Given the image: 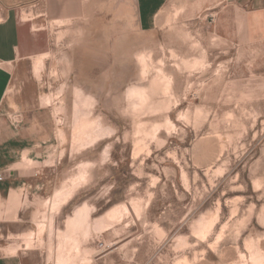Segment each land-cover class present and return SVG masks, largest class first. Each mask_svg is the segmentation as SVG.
I'll use <instances>...</instances> for the list:
<instances>
[{"label": "rangeland", "instance_id": "obj_1", "mask_svg": "<svg viewBox=\"0 0 264 264\" xmlns=\"http://www.w3.org/2000/svg\"><path fill=\"white\" fill-rule=\"evenodd\" d=\"M233 2L170 0L151 32L134 0L9 3L46 49L0 116L7 253L264 264V38Z\"/></svg>", "mask_w": 264, "mask_h": 264}, {"label": "crops", "instance_id": "obj_2", "mask_svg": "<svg viewBox=\"0 0 264 264\" xmlns=\"http://www.w3.org/2000/svg\"><path fill=\"white\" fill-rule=\"evenodd\" d=\"M13 1L17 0H0V116L3 115L4 97L13 77L26 73L27 63L43 56L46 49L45 39L36 22L23 19L19 7L9 4ZM169 1L134 0L135 21L140 32H151L157 27V17ZM232 6L238 13L251 19L247 28L249 32L260 30L259 36L264 38V0H235ZM22 132L23 137H26L24 129ZM8 135V139H11L10 127ZM13 135L14 139L17 138L16 130H13ZM6 249L0 246V264H36L37 255L22 252L9 254Z\"/></svg>", "mask_w": 264, "mask_h": 264}, {"label": "built area", "instance_id": "obj_3", "mask_svg": "<svg viewBox=\"0 0 264 264\" xmlns=\"http://www.w3.org/2000/svg\"><path fill=\"white\" fill-rule=\"evenodd\" d=\"M3 178L2 177H0V180H2Z\"/></svg>", "mask_w": 264, "mask_h": 264}]
</instances>
